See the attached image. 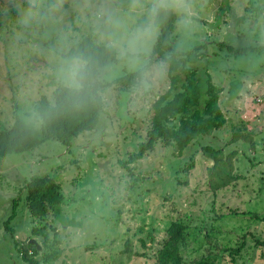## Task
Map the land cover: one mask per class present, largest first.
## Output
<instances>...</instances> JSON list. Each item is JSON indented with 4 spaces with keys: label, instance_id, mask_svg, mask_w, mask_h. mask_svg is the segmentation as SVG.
Masks as SVG:
<instances>
[{
    "label": "rangeland",
    "instance_id": "obj_1",
    "mask_svg": "<svg viewBox=\"0 0 264 264\" xmlns=\"http://www.w3.org/2000/svg\"><path fill=\"white\" fill-rule=\"evenodd\" d=\"M25 3L0 4V131L50 91L39 70L45 61L33 48L42 37L20 23L17 6L23 9ZM75 19L69 9L64 23L75 28ZM189 19L181 27L176 17L174 45L183 52L205 45L199 65L224 89L220 105L229 119L226 128L196 140L182 154L161 144L129 171L124 163L146 139L152 105L170 82L167 76L143 96H130L116 85L97 129L70 147L49 140L31 152L0 156V264H28L6 222L17 240L32 236L38 224L22 189L35 176L53 177L65 196L61 216L46 221L59 257L42 264H156L174 221L187 226L184 264L209 256L219 257V264H264V246L258 243L264 240V50H256L264 46V0H192ZM219 43L250 50L235 55ZM240 85L232 98L231 90ZM234 128L241 130L236 138ZM210 144L239 150L233 162L245 176L216 194L210 188L212 162L202 154V146ZM244 238L239 255L224 251ZM33 240L42 252V239Z\"/></svg>",
    "mask_w": 264,
    "mask_h": 264
},
{
    "label": "trees",
    "instance_id": "obj_2",
    "mask_svg": "<svg viewBox=\"0 0 264 264\" xmlns=\"http://www.w3.org/2000/svg\"><path fill=\"white\" fill-rule=\"evenodd\" d=\"M4 1L0 0V4H3ZM239 20L241 21V19ZM175 26V15L167 18L161 24L154 56L160 59L171 54L167 75L170 85L152 105L153 116L147 129L146 139L138 144L136 151L131 153L130 158L124 163L129 171H131L129 165L144 158L147 153L150 154L161 144L166 147H175L182 154L196 140L210 138L229 124V119L220 105L223 87L216 85L208 69H202L199 65L204 58L205 45L197 46L190 51H179L175 47L173 39ZM218 45L222 48L227 47L235 55L246 53L249 49H235L224 43ZM256 50L262 52L264 46L258 47ZM116 85L122 90L121 92H127L130 96L133 94L130 75L125 74L119 77ZM241 86L237 87L235 92L233 91L235 88L231 90L232 98L237 97L236 93L238 94ZM47 102V96L44 95L39 105H47ZM105 115V108L69 112L53 118L38 131L26 127L21 117L17 116L11 126L0 131V156L31 152L49 140H55L70 147L73 141L81 135L96 130L102 116ZM234 129L236 138L241 130ZM202 154L210 161V164L212 162L209 167L210 188L215 194L228 186L236 187L237 182L245 177L233 162L234 158L239 155V150L234 149L229 152L225 145L210 144L202 146ZM193 162L192 160L190 168L194 167ZM22 192L25 193L26 207L38 226L32 229L31 237L22 240L15 238L9 220L6 222V229L13 233L14 246L23 261L28 264L54 261L59 257V251L56 250V245L51 241L47 231L52 225H47L46 221L50 216L54 217V221L61 216L62 205L65 202L61 184L51 176H35L25 183ZM17 202L18 199H15V206L18 204ZM232 214L238 215V212L233 211ZM13 216L15 215L13 214L10 220ZM218 217L223 219L225 215L222 213ZM255 217L259 216L255 215ZM186 232L187 226L183 222L174 221L168 225L167 237L160 243L161 247L157 251L156 264H184L182 243L185 240ZM33 236L42 239V252L41 245H38L36 239L33 240ZM54 236L56 239L55 230ZM142 242L145 246V241ZM258 243L264 246V240H258ZM245 244L244 238L237 248L227 247L224 251L233 256L239 255ZM40 255L42 256L39 259ZM218 260L219 257L209 256L197 264H219Z\"/></svg>",
    "mask_w": 264,
    "mask_h": 264
},
{
    "label": "clouds",
    "instance_id": "obj_3",
    "mask_svg": "<svg viewBox=\"0 0 264 264\" xmlns=\"http://www.w3.org/2000/svg\"><path fill=\"white\" fill-rule=\"evenodd\" d=\"M69 9L75 28L64 23ZM17 12L21 25L42 37L33 48L43 57L39 70L50 82L47 105L21 116L26 127L38 131L65 113L107 107L125 72L137 96L162 83L171 54L154 56L161 24L175 15L178 25L187 26L192 0H26Z\"/></svg>",
    "mask_w": 264,
    "mask_h": 264
}]
</instances>
